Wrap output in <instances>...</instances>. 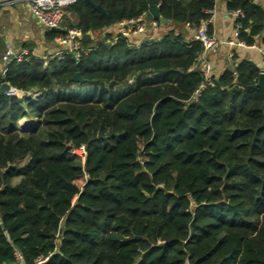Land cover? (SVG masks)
<instances>
[{"label":"trees","instance_id":"trees-1","mask_svg":"<svg viewBox=\"0 0 264 264\" xmlns=\"http://www.w3.org/2000/svg\"><path fill=\"white\" fill-rule=\"evenodd\" d=\"M91 1L110 27L147 11ZM155 1L172 24L160 38L93 41L105 20L76 0L62 27L83 35L79 62L42 66L29 52L0 69V86L38 93L0 94V264H264L261 69L234 65L195 102L202 46L176 27H199L214 0ZM224 1L245 15L240 39L264 45L260 5Z\"/></svg>","mask_w":264,"mask_h":264},{"label":"crops","instance_id":"crops-1","mask_svg":"<svg viewBox=\"0 0 264 264\" xmlns=\"http://www.w3.org/2000/svg\"><path fill=\"white\" fill-rule=\"evenodd\" d=\"M256 4L260 5L261 9L264 8V0H259ZM156 6L158 7L157 4ZM148 7L149 2L147 0L146 12H148ZM229 12L224 0H214V7L211 10L212 21L209 25V32L219 41V47L216 52L207 54L205 57L211 66V74L214 78H218L224 71L242 62H250L258 69H261V49H264V45L255 42L253 48H240L227 44L233 37L235 25V18ZM146 21L150 22L147 19ZM65 22L76 23L77 16L67 10L63 24ZM168 28H172L170 21H167L166 25L160 23V27L156 33L146 31L145 33L130 37V40L132 42H142L149 38H160ZM176 29V31L183 33L186 39L191 40L193 38L195 28L185 24L176 27ZM114 31L115 27L112 26L104 31L91 33L89 36L93 41H101L106 33H112ZM49 32V30H45L37 22L36 18L30 14L23 2L0 0V69L3 67L1 57L6 49L5 40L15 50L26 48L32 56L40 60L54 55L57 52V46L55 44L57 34L55 36H49ZM24 119L19 120V122Z\"/></svg>","mask_w":264,"mask_h":264},{"label":"built area","instance_id":"built-area-1","mask_svg":"<svg viewBox=\"0 0 264 264\" xmlns=\"http://www.w3.org/2000/svg\"><path fill=\"white\" fill-rule=\"evenodd\" d=\"M18 2H23L30 12L33 15L37 22L45 28V30L50 29H62V33H58L55 37V44L57 46V52L54 55H51L43 60L42 66H47L49 61L52 59L57 61H64L67 56L71 57L75 62H79L80 59L87 54V50L84 49L81 45L82 33L77 29H69L62 27L65 12L75 4L76 0H14ZM259 0H253L256 3ZM235 18V25L233 29V37L227 42L229 46H237L240 48H253V45H247L243 40L240 39V34L242 31L241 20L244 19L245 15L240 10H234L229 12ZM209 18L202 23L199 27L194 29V35L192 40L200 43L202 46V54L200 60L197 64L199 72L202 77V81L197 90L193 94V100L196 102L201 93L207 87L214 86V79L211 74V66L206 60V55L214 53L219 47V41L210 34L209 25L212 21L211 11L208 12ZM115 31L110 33L112 34L111 40H117L118 38H129L134 35H139L145 33L146 31H151L156 33L160 27V22L157 20H152L147 22L145 19V14L129 20H122L117 22L115 25ZM1 36V33H0ZM6 49L4 50L1 60L3 63L2 74L5 73V66L15 62L22 63L26 57L29 56V51L26 48L20 50H15L13 46L9 45L7 41ZM139 42H133L135 46ZM262 54V63L261 71H264V49H261ZM6 97H16L19 99H31L34 100L38 93L36 92H21L18 89L9 86L6 91L3 93ZM26 125V124H25ZM22 127L21 124L18 125V129L25 130L27 127ZM80 151L79 156L82 159L85 156L84 148H79L75 152ZM83 154V155H82ZM15 257L18 261L21 260L19 253H15ZM48 258L41 257L35 260V264H44Z\"/></svg>","mask_w":264,"mask_h":264},{"label":"water","instance_id":"water-1","mask_svg":"<svg viewBox=\"0 0 264 264\" xmlns=\"http://www.w3.org/2000/svg\"><path fill=\"white\" fill-rule=\"evenodd\" d=\"M86 2L88 4H90V6L95 11L99 12L101 14V16H103V18L105 20V25L103 27V31L106 30L107 28H109L111 26V24H110V21H109V16H108L107 12L105 11V9L102 8L99 4L93 3L91 0H86ZM148 2H149V7H148V12H146V14H145V19H147L149 21L157 20L161 24L166 25L167 24V20L159 15L158 7L156 6L155 0H148ZM262 11H264V8H262ZM49 31L53 32V33H56V34L63 32L62 29H55V28L54 29L52 28ZM73 79L75 81H79L80 80L79 74L78 73L74 74ZM8 87H9V85L7 83L1 84V86H0V94H3L4 91H6L8 89ZM257 87L260 88L262 91H264V71H261L259 73V75H258ZM18 125H20V124H18ZM26 126H29V123H26ZM21 131H23V130H21ZM10 168H14V166L10 165L6 169V171L8 169H10Z\"/></svg>","mask_w":264,"mask_h":264},{"label":"rangeland","instance_id":"rangeland-1","mask_svg":"<svg viewBox=\"0 0 264 264\" xmlns=\"http://www.w3.org/2000/svg\"><path fill=\"white\" fill-rule=\"evenodd\" d=\"M34 122H36L35 119H30L29 117H27V118H25L24 120L18 122L17 124H21V126H22V127L24 126V128H25V127H28V126L25 125L26 123H29V125H30L31 123H34ZM24 128H23V129H24ZM19 132H20V134H26V131H25V130H23V131H19ZM75 153H76L77 155L81 154L80 151L75 152ZM82 155H83V154H82ZM82 160H83V159H82ZM22 164H24V162H21V163H19L18 165L21 166ZM19 183H20V178H14V179L12 180V185H13V186L18 185Z\"/></svg>","mask_w":264,"mask_h":264}]
</instances>
